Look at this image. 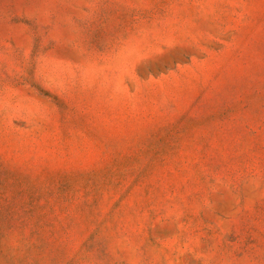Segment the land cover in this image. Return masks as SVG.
Returning <instances> with one entry per match:
<instances>
[{"label":"rangeland","instance_id":"rangeland-1","mask_svg":"<svg viewBox=\"0 0 264 264\" xmlns=\"http://www.w3.org/2000/svg\"><path fill=\"white\" fill-rule=\"evenodd\" d=\"M0 264H264V0H0Z\"/></svg>","mask_w":264,"mask_h":264}]
</instances>
